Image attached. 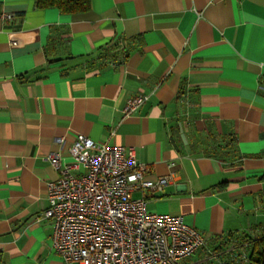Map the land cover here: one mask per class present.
<instances>
[{
	"label": "crops",
	"instance_id": "obj_1",
	"mask_svg": "<svg viewBox=\"0 0 264 264\" xmlns=\"http://www.w3.org/2000/svg\"><path fill=\"white\" fill-rule=\"evenodd\" d=\"M89 1L64 13L0 0L13 15L0 17V264H64L34 217L58 177L46 154L63 137L69 160L77 134L167 176L146 208L182 215L207 247L264 235V0ZM229 136L238 157L211 156ZM204 251L187 264L218 263Z\"/></svg>",
	"mask_w": 264,
	"mask_h": 264
},
{
	"label": "built area",
	"instance_id": "obj_2",
	"mask_svg": "<svg viewBox=\"0 0 264 264\" xmlns=\"http://www.w3.org/2000/svg\"><path fill=\"white\" fill-rule=\"evenodd\" d=\"M0 17L11 20L13 15ZM145 98L141 94L128 99L123 113L134 111ZM54 142L58 149L45 159L58 177L47 182L48 206L34 219L51 222L52 248L64 264H187L201 249L206 261L218 259L219 253L209 250L205 236L182 215L146 208L147 195L161 190L169 178H148V167L136 159L133 147L77 134L66 161L64 138ZM135 192L141 195L133 197ZM243 250L237 255L245 262ZM226 252L235 261L233 248Z\"/></svg>",
	"mask_w": 264,
	"mask_h": 264
},
{
	"label": "trees",
	"instance_id": "obj_3",
	"mask_svg": "<svg viewBox=\"0 0 264 264\" xmlns=\"http://www.w3.org/2000/svg\"><path fill=\"white\" fill-rule=\"evenodd\" d=\"M34 4L37 8H48V7H55L59 11L64 13H81L85 12L90 8V1L89 0H33ZM216 148L218 149H212L210 150L209 154L214 157H218L222 159L223 161L229 160L233 162L234 159H236V156L234 154L235 152V137L229 136L228 138L222 139V142L217 143ZM233 239L230 238L229 240H224L223 244L226 245V247L232 241ZM235 242L230 247L233 248V252L237 255L241 253L243 250V244L246 243L247 246L244 247L245 253H246V261L245 262H235L232 260L225 249L221 248V246H218L213 249V251L217 250H225L224 253H226L227 260L224 262L220 261L221 253H219L217 264H264V235L258 237V238H251V237H244L243 240H238L234 238ZM241 246V247H240ZM229 247V248H230ZM228 248V247H227ZM238 248V250L236 249ZM241 248V250H239ZM228 261V262H227Z\"/></svg>",
	"mask_w": 264,
	"mask_h": 264
},
{
	"label": "rangeland",
	"instance_id": "obj_4",
	"mask_svg": "<svg viewBox=\"0 0 264 264\" xmlns=\"http://www.w3.org/2000/svg\"><path fill=\"white\" fill-rule=\"evenodd\" d=\"M231 243L234 244V243H236V242H235V241H231ZM232 244H229L227 247L229 248ZM208 248H209V250L213 251V248H210V247H208ZM228 248H227V249H228ZM214 252L216 253V252H218V251H215V250H214ZM234 254H235V253L232 252V255H233L232 257L235 259L236 262H238V261L244 262V261H242L243 259L241 258V256L236 255V254H235V256H234ZM221 258L223 259V257H221ZM221 258H220V260H221ZM227 259H228V258H227ZM241 259H242V260H241ZM216 260H217V259H216ZM207 261H208V260H207ZM217 261H218V260H217ZM218 263H219V262H218ZM209 264H210V261H209Z\"/></svg>",
	"mask_w": 264,
	"mask_h": 264
}]
</instances>
